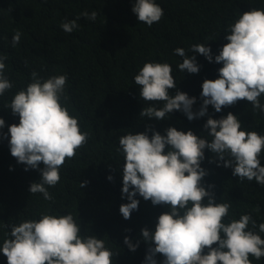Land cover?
Listing matches in <instances>:
<instances>
[{"label":"clouds","instance_id":"clouds-1","mask_svg":"<svg viewBox=\"0 0 264 264\" xmlns=\"http://www.w3.org/2000/svg\"><path fill=\"white\" fill-rule=\"evenodd\" d=\"M131 10L148 27L158 23L164 14L156 0H135ZM97 14L84 11L76 19L62 21L60 27L70 34L79 27L81 17L95 21ZM226 33L227 43L214 57L208 43L189 48V52L203 55L209 63L222 64L218 78L203 81L198 111L193 112L195 97L178 89L175 95L170 94L177 87L170 64L145 62L133 78L139 86V97L149 105L143 107L140 117L161 121L173 111H181L192 121L207 115L209 105L219 113L241 100L250 102L254 111L264 112L260 101L264 95V9L241 13L227 26ZM20 39L21 32L17 30L12 46H17ZM174 54L183 58L177 65L179 71H200L196 55H189L182 47L176 48ZM7 59L6 54H0V96L13 87L5 75ZM67 79L66 74L44 79L33 71L31 82L5 105L19 117V123L8 126V133L3 134L10 137V154L25 165V171L40 172V180L30 184L29 192L42 194L45 201L54 200L48 189L60 182V169L66 160L75 158L89 138L88 132L81 131L78 118L69 112ZM4 126L5 120L0 118V129ZM203 127L208 130L204 137L175 127L166 128L162 135L150 125L145 132L119 137L118 152L124 159L121 198L128 201L119 207L122 217L128 220L138 210L137 195L168 209L158 216L154 231L147 227L140 231L148 245L144 264H157V254L163 257L161 264H252L250 257L257 261L264 257V238L259 234L264 233V223L257 224L250 213L225 223L232 204L217 202L209 190L214 185L205 187L203 183L208 173L201 167L208 149L213 154L210 162L231 168L232 176L240 182L255 180L264 186L260 160L264 135L242 129L232 112L219 119L209 117ZM107 179L112 181L113 176ZM86 184L87 181L79 186ZM7 227L10 232L0 244L7 264H113L118 254L106 247L103 239L82 235L81 225L72 213H41L39 219H24ZM139 243L124 238L131 251H136Z\"/></svg>","mask_w":264,"mask_h":264},{"label":"trees","instance_id":"trees-1","mask_svg":"<svg viewBox=\"0 0 264 264\" xmlns=\"http://www.w3.org/2000/svg\"><path fill=\"white\" fill-rule=\"evenodd\" d=\"M134 3L135 0H0V54L8 57L5 75L13 83L12 89L0 96V118L5 120L0 129V244L10 232L7 225L39 219L41 213H72L81 225L82 235L103 239L106 247L118 253L113 264H144L148 245L140 231L144 227L154 231L158 216L168 209L137 195L138 210L128 220L122 217L119 207L128 201L121 198L124 159L118 152L119 137L145 132L149 125L162 135L166 128L175 127L204 137L208 135L203 127L207 119H219L228 112L238 117L242 129L264 135V112L254 111L246 100L222 108L219 113L209 105L207 115L192 121L181 111H173L161 121L140 117L143 107L149 105L139 97V86L133 79L145 62L168 63L177 83L170 94L175 95L178 89L195 97L193 112L198 111L203 81L218 78L222 64L209 63L203 55L189 52L190 46L208 43L213 57L219 54L227 43V26L243 12L264 9V0H156L164 14L151 27L138 21L131 10ZM84 11H96V20L81 17L77 21L79 27L70 34L61 29L62 21L76 19ZM17 30L21 39L13 47L12 37ZM178 47L196 55L200 65L197 74L178 70L183 59L174 54ZM33 71L44 79L67 75L69 112L78 118L81 131L89 133L87 143L77 150L75 158L66 160L60 169V182L48 189L53 201L29 192L30 184L40 180V172L25 171V165L17 163L10 154V137L3 135L8 133V126L19 123V117L5 105L31 82ZM260 101L264 104V95ZM212 156L205 149L201 167L208 174L203 183L205 187L214 185L209 190L218 203L232 204L225 223L249 213L257 224L264 223V186L255 180L240 182L232 176L231 168L210 162ZM260 160L264 166V153ZM109 175L113 176L112 181L107 179ZM85 181L86 186L80 188L79 184ZM259 234L264 238V233ZM125 236L133 244L140 241L136 251L124 244ZM250 259L252 264H264V257L259 261ZM156 260L161 264L163 257L157 254ZM0 264H7L2 253Z\"/></svg>","mask_w":264,"mask_h":264}]
</instances>
